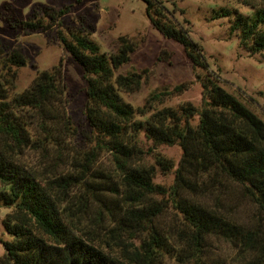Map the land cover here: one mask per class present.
<instances>
[{
    "label": "trees",
    "instance_id": "obj_1",
    "mask_svg": "<svg viewBox=\"0 0 264 264\" xmlns=\"http://www.w3.org/2000/svg\"><path fill=\"white\" fill-rule=\"evenodd\" d=\"M144 1L153 28L179 43L199 70L201 107H157L166 95L185 90V84L152 92L141 107L125 101L122 94L137 91L146 71L116 73L130 61L135 42L120 35L115 50L107 53L81 27L64 31L60 23L70 5H38L30 17L10 24L40 32L58 26V42L83 71L85 115L97 137L95 149L111 154L113 174L90 166L94 149L76 173L47 179L18 160L26 148L63 143L70 118L62 60L40 71L23 91L11 93L13 67L25 64V57L0 41V203L11 208L2 219L8 238L1 241L0 264H164L166 259L264 264V120L221 85L208 70L201 46L175 24L160 0ZM248 3V14L221 7L213 9L211 19L226 17L230 33L252 56L264 53V4ZM139 133L153 145L180 146L171 186L154 182L155 166L142 161ZM153 157L162 172L174 168L159 153ZM74 187L80 191L77 202ZM234 187L256 209L249 222L228 209L223 194ZM210 194L214 202L207 199ZM217 242L229 247V260L216 255Z\"/></svg>",
    "mask_w": 264,
    "mask_h": 264
},
{
    "label": "rangeland",
    "instance_id": "obj_2",
    "mask_svg": "<svg viewBox=\"0 0 264 264\" xmlns=\"http://www.w3.org/2000/svg\"><path fill=\"white\" fill-rule=\"evenodd\" d=\"M160 1L175 24L184 27L190 39L201 46L208 70L218 75L221 85L264 120V53L248 55L239 46L237 36L230 33L226 17L211 19L213 9L224 7L248 14L251 12L248 2L262 6L264 0ZM38 5L56 9L70 5L69 12L61 19V28L67 31L72 27H81L103 52H113L120 35L133 39L136 49L131 54L130 61L123 64L116 73L146 70L140 88L122 94L124 100L134 107H141L152 92L171 91L180 84H185L186 89L181 93L166 95L157 107H177L183 103L201 107L202 86L196 77L199 70L194 69L179 43L163 37L153 28L145 11L144 0H0V41L8 49L18 50L25 57V64L13 67L16 78L11 93L23 91L40 71L48 70L62 60L65 110L70 118L69 124L62 130L63 143L61 146L52 142L43 148L29 147L17 157L26 167L37 171L43 179L53 178L58 174L76 173L80 169L79 163L86 164L89 161V154L93 149L96 155L90 160V166L94 170L113 174V161L108 151L95 149L97 137L85 115L87 95L83 71L58 42V26L51 31L40 32L13 29L10 25L16 19L25 20L30 17ZM196 121L197 117L192 123ZM137 140L144 151L142 161L155 166L154 182L165 187L171 186L175 178L174 169L182 154L180 146L153 145L143 133L138 134ZM151 148L153 152L149 150ZM156 152L170 160L174 168L162 172L155 165L153 153ZM95 179L103 180L102 177ZM76 190L74 187L73 199L77 202L80 191ZM223 195L230 204L228 209L236 217L244 222L253 219L256 209L238 188L234 187ZM207 199L214 202L215 194L208 195ZM9 211L11 208L0 203V257L4 253L1 241L8 238L2 219ZM173 212L170 207L167 212L169 219V216L174 215ZM214 247L217 248L216 255L229 260L231 251L227 245L217 242ZM164 264L179 263L166 259Z\"/></svg>",
    "mask_w": 264,
    "mask_h": 264
}]
</instances>
